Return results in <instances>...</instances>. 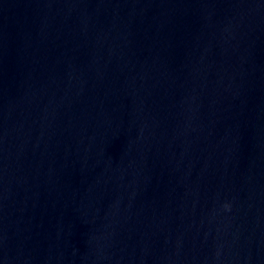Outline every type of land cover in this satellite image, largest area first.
<instances>
[{
  "label": "water",
  "instance_id": "1",
  "mask_svg": "<svg viewBox=\"0 0 264 264\" xmlns=\"http://www.w3.org/2000/svg\"><path fill=\"white\" fill-rule=\"evenodd\" d=\"M0 264H264V0H0Z\"/></svg>",
  "mask_w": 264,
  "mask_h": 264
}]
</instances>
